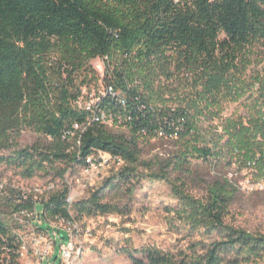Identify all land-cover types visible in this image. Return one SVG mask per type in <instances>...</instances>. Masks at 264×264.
Segmentation results:
<instances>
[{
  "label": "trees",
  "instance_id": "1",
  "mask_svg": "<svg viewBox=\"0 0 264 264\" xmlns=\"http://www.w3.org/2000/svg\"><path fill=\"white\" fill-rule=\"evenodd\" d=\"M254 57L264 58V0H0V153L23 130L46 140L0 154V165L31 178L56 163L81 166L102 151L126 164L118 179L128 183L137 178L139 140L154 137L157 120L176 123L191 110L193 119L174 140L184 151L173 170L187 171L189 154L204 161L227 156L264 178V66L246 76ZM97 58L108 65L102 84L121 91L127 107L109 98L97 105L113 115L128 113L125 134L89 122L91 112L76 103L84 99L83 87L100 80L90 66ZM255 84L259 91L245 98V114L224 118L223 104L239 101ZM148 177L169 181L164 170ZM171 185L198 239L176 250L125 251L131 264H264V234L224 221L234 184L225 178L211 183L205 200ZM102 193L69 207L66 192H59L44 207L50 218L64 221L113 213Z\"/></svg>",
  "mask_w": 264,
  "mask_h": 264
},
{
  "label": "rangeland",
  "instance_id": "2",
  "mask_svg": "<svg viewBox=\"0 0 264 264\" xmlns=\"http://www.w3.org/2000/svg\"><path fill=\"white\" fill-rule=\"evenodd\" d=\"M253 60L246 73L248 78L264 66L263 57L257 61L254 57ZM90 66L101 80L108 65L102 59H95L90 62ZM102 89L100 81L90 85L89 89L83 87V104H89ZM188 91L186 89L183 92L187 94ZM245 98L224 103L222 116L244 115L247 103ZM218 124V121L213 123L214 126ZM108 129L115 135L125 133L120 124L110 123ZM45 141L41 135L23 130L12 135L10 147L0 154L11 156L15 151ZM180 149L182 143L178 141L140 139L138 163L134 166L137 178L128 183L118 179V172L126 166L125 163L109 162L108 167L92 172L82 166L56 163L48 170V174L39 172L31 178L23 177L21 168L2 164L0 190L2 194L9 195L24 192L38 201L66 192V202L72 207L103 188L102 202L114 206L116 210L113 213L82 217L70 224L54 223V227L62 232L73 230L75 243L80 249L74 264H131L125 251L131 252L152 245L163 250H176L197 240L198 236L190 232L181 216L180 203L172 192V183L181 186L191 197L205 200L208 185L221 178L229 180L236 186L237 192L226 210L225 223L252 233L264 234V178L256 176L254 168L239 169L238 164L227 156L220 160L215 158L204 161L191 158L189 154L186 163L188 170H173L179 152L184 151ZM168 164L170 167H167ZM161 170L167 174L169 181L148 177L150 173ZM107 182H110L108 187ZM30 239L28 236L27 240ZM63 243L64 240L57 239L52 258L45 259L42 264H58V247ZM29 260L33 261L31 257Z\"/></svg>",
  "mask_w": 264,
  "mask_h": 264
},
{
  "label": "built area",
  "instance_id": "3",
  "mask_svg": "<svg viewBox=\"0 0 264 264\" xmlns=\"http://www.w3.org/2000/svg\"><path fill=\"white\" fill-rule=\"evenodd\" d=\"M97 59H102L105 63L106 58ZM102 78L99 81L103 89L89 104H83L82 99L77 100L76 103L91 112L89 122H98L107 128L110 123L120 124L126 133L125 124L131 120L128 113L125 115H113L107 113L104 109H100L97 105L101 99L109 98L114 100L120 108L126 109L127 107L125 95L111 85H103ZM258 91L259 85L255 84L252 91L248 92L245 97L255 96ZM192 115L193 112L191 110H186L176 120V123H170L166 118L157 120L158 127L154 137L151 138L174 141L179 133L186 130L187 122L193 119ZM194 121L200 122L202 118L196 117ZM73 129L82 131L85 127L74 124ZM190 132L193 133V130ZM109 162L124 163L119 157H114L106 152L96 151L86 157L85 163L81 166L88 172H92L102 167H108ZM49 199L38 201L24 192L9 195L2 194L0 190V264H42L45 259L50 260L52 258L59 235V228L54 227V223L65 222L70 224L73 221L59 220L57 217L50 218L44 207ZM44 225L49 228V231L43 229ZM64 233L66 234V239L58 247L60 257L58 264H74L80 249L75 243L73 230H67ZM28 236L31 237L30 241L27 240ZM29 257L33 261H30Z\"/></svg>",
  "mask_w": 264,
  "mask_h": 264
}]
</instances>
